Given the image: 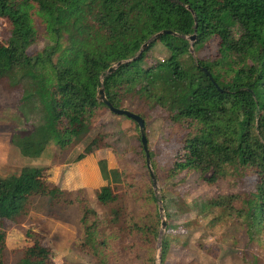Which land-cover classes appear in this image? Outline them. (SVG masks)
Instances as JSON below:
<instances>
[{
	"label": "trees",
	"instance_id": "16d2710c",
	"mask_svg": "<svg viewBox=\"0 0 264 264\" xmlns=\"http://www.w3.org/2000/svg\"><path fill=\"white\" fill-rule=\"evenodd\" d=\"M34 7L47 43L29 54L36 38ZM0 17L10 24L6 45H0V77L23 86L19 103L25 121L32 120V110L41 115L27 133L12 136L22 155L38 157L49 144L63 148L80 139L95 112L108 109L97 100L98 89L103 87L108 101L119 107L112 96L119 85L168 112L181 141V153L170 162L171 176L194 170L212 183L226 165L251 167L256 182L243 200L242 216L250 232L264 228V0H0ZM163 30L173 32L157 38L169 56L145 66L156 40L142 52L140 48ZM193 34L190 43L187 37ZM213 36L219 38L222 56L194 59L190 47L199 49ZM121 60L125 62L107 73ZM197 100L191 110L189 104ZM97 142L92 139L76 161L108 146ZM97 165L103 180L121 181V172L108 168L105 159ZM95 194L101 204L115 199L109 183ZM33 196L58 201L66 192L47 180L43 167L26 166L0 176V219L25 215ZM64 202L79 205L82 226L96 216L86 198ZM96 231L92 223L86 225L81 244L95 249ZM4 235L0 230V253ZM25 236L31 244L15 264H54L40 232L27 229ZM164 253L162 248L161 260Z\"/></svg>",
	"mask_w": 264,
	"mask_h": 264
},
{
	"label": "rangeland",
	"instance_id": "374dc122",
	"mask_svg": "<svg viewBox=\"0 0 264 264\" xmlns=\"http://www.w3.org/2000/svg\"><path fill=\"white\" fill-rule=\"evenodd\" d=\"M35 8L30 13L36 38L28 48L29 54L40 51L47 43L44 23ZM9 36L10 24L0 17V45H6ZM153 36L150 38L156 41L146 54L145 66L169 56L165 42ZM219 48V38L213 36L199 49H190V53L194 59L215 60L222 56ZM7 77H0V176L16 173L33 162L18 159L11 139L27 133L31 121L39 123L41 117L38 110H32V120L23 119L19 98L24 88L11 85ZM112 96L118 100L119 108L140 114L145 120L147 146L152 150L149 166L156 185L152 184L137 124L106 108L98 109L80 139H73L63 148L56 144L45 147L40 166L45 168L47 180L65 190L66 196L58 201L33 196L25 215L14 221L0 219V230L8 235L0 264L18 261L23 249L31 244L25 236L27 229L42 232V242L52 250L54 264H264V228L250 232L242 216L243 200L253 192L256 182L252 168L226 165L212 183L194 170L171 176L170 162L181 153V141L176 139L168 112L137 94L122 91L119 85L113 87ZM198 103L192 101L191 110ZM94 138L98 145L104 141L108 145L85 156H92L94 166L91 158L76 161ZM100 159L106 160L108 168L121 172L120 182L102 179L97 167ZM107 183L115 199L101 204L95 193ZM83 198L96 216L91 215L82 226L79 205L64 200ZM159 207L163 208L161 212ZM91 223L97 230L92 234L95 249L81 244L85 226Z\"/></svg>",
	"mask_w": 264,
	"mask_h": 264
},
{
	"label": "water",
	"instance_id": "95a60500",
	"mask_svg": "<svg viewBox=\"0 0 264 264\" xmlns=\"http://www.w3.org/2000/svg\"><path fill=\"white\" fill-rule=\"evenodd\" d=\"M167 33L172 34L173 32L169 31V30L160 31V32L154 34L153 39L158 38L160 35L167 34ZM187 38L190 41H194L195 35L193 34ZM150 41H152V39H150L149 42ZM149 42L144 43L139 52H142L145 48H147V45L149 44ZM190 49H192V48L190 47ZM124 62L125 61L121 60V61H118L116 64L110 66L107 69V73H112L118 66H120ZM205 72L210 77L209 72H207L206 70H205ZM97 100L104 103L107 106L108 110H110V112H113L114 114H117V115H124L127 118L133 120L137 124V126L139 128L140 142H141V145H142L144 153H145L146 163H147L148 168H149L152 184H153V186H155L156 185V178L153 174L152 169L149 166V150H148V146H147V137H146V133H145V121H144L143 117L141 115L135 113V112L130 111V110L115 107L106 98V96L104 94V88L103 87H100L98 89ZM162 210H163V208L159 207V211L161 212ZM162 223H164V222H162Z\"/></svg>",
	"mask_w": 264,
	"mask_h": 264
},
{
	"label": "crops",
	"instance_id": "0c3cea01",
	"mask_svg": "<svg viewBox=\"0 0 264 264\" xmlns=\"http://www.w3.org/2000/svg\"><path fill=\"white\" fill-rule=\"evenodd\" d=\"M28 122V121H27ZM30 123V122H29ZM50 145V144H49ZM48 146V145H47ZM17 150H16V149ZM15 150H16V152H17V154H16V156L18 157V159H22V160H24V159H30V161H33L31 164H28V165H25L24 167H26V166H34V167H41L40 165H42V163L43 162H41L42 161V158L40 157V156H38V157H27V156H24V155H22L21 154V152H20V150H19V148L18 147H16L15 146ZM43 153V152H42ZM89 158H91L92 159V163H93V166H94V164H95V160L92 158V156H88V157H85L82 161H87V159H89ZM35 159H37V160H40L38 163L35 161ZM45 161V160H44ZM37 232H40L41 234H42V232L41 231H37ZM7 237H8V235H4V244H6V239H7ZM30 244V243H29ZM28 244V245H29Z\"/></svg>",
	"mask_w": 264,
	"mask_h": 264
}]
</instances>
